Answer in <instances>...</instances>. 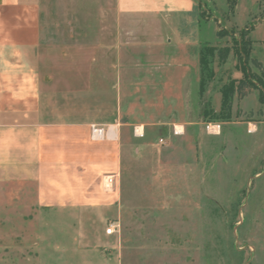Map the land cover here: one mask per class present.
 Here are the masks:
<instances>
[{"label":"rangeland","instance_id":"obj_1","mask_svg":"<svg viewBox=\"0 0 264 264\" xmlns=\"http://www.w3.org/2000/svg\"><path fill=\"white\" fill-rule=\"evenodd\" d=\"M199 2V28L197 16L173 31L168 18H129L121 42L111 37L118 24L111 5L97 8L91 18L72 8L71 0L47 12L61 42L43 51L45 112L49 118L56 113L95 118L94 124L117 114L116 124L123 127L120 165L112 188L105 167L114 171L115 157L105 164L100 145L95 164L81 162L87 166L79 175L51 171L65 174L81 197L91 196L82 208L39 202L34 182L0 183V264H264L260 91L232 92L223 110L224 89L243 78L244 64L234 53L208 59L209 80L201 90L193 50L177 46L169 62L172 50L164 48L170 39L190 34H201L209 47L230 48L231 38L219 40L218 32L251 30L260 19L242 27L234 24V11L224 0ZM241 9L239 17L249 12ZM262 25L254 39H264ZM120 47L127 69L121 82L117 73H105L120 64L111 54ZM253 48L247 68L263 77L264 46ZM194 78L199 89L191 90ZM209 124H220L221 132L209 130ZM176 125L184 126L180 136ZM103 184L117 195L111 206L105 205ZM112 225L115 233L109 236Z\"/></svg>","mask_w":264,"mask_h":264},{"label":"crops","instance_id":"obj_2","mask_svg":"<svg viewBox=\"0 0 264 264\" xmlns=\"http://www.w3.org/2000/svg\"><path fill=\"white\" fill-rule=\"evenodd\" d=\"M243 1L245 4L241 6ZM224 2L230 11H234L231 13V19L235 20V25L237 23L245 27L260 19L257 26L250 30L248 37L255 46H264V39L252 37L264 24V18L259 16L260 13L263 14L260 11L264 10V0ZM63 3L64 0H0V183L34 182L39 189V202L51 201L61 207L82 208L90 204L93 200L91 196L81 197L78 192L72 190V184H66L68 178L65 174L55 172L53 175L51 171L71 169L79 175V171L87 166L81 162L95 164L93 160L98 152L95 147L100 145L105 164L110 163L109 157H115V170L105 167V170L110 172L108 177L116 175L120 165L123 127L116 124L119 121L117 114L108 113L101 119L106 124H94L97 123L95 118L78 115L63 117L59 113L49 118L45 112L44 102L48 93L42 81L43 51L61 42L59 30L49 27L47 12L59 10ZM71 4L77 11L79 8L87 11L89 18L94 16L97 8L105 10L106 6L111 5L118 23L111 37L115 36L119 42L126 33L125 27L129 18H168L172 20L169 25L171 31L179 25L189 23L194 16H197L198 28L201 25L199 0H71ZM237 8L249 12L239 17ZM237 17L242 19L241 23L237 22ZM159 35L158 31L157 36ZM198 36L196 38V34H190L181 39L175 37L173 39L176 43L170 39L164 48L172 50V53H168L166 59L173 62L177 46H182L192 49L200 61L201 47L208 42L204 41L201 34ZM111 54L119 58L120 64L105 68V73H117L118 81L121 82L123 70H127L122 64L125 53L120 47ZM91 71L96 72L93 69ZM189 84L191 90L200 87L195 78L191 79ZM92 127L104 129L108 135L100 141H95L92 139ZM175 127L179 133L184 130L183 125ZM81 155L83 160H80ZM52 186H55L56 191L48 190ZM110 191L107 185L103 184L102 193L108 202L105 205L108 206L117 198L116 193Z\"/></svg>","mask_w":264,"mask_h":264},{"label":"trees","instance_id":"obj_3","mask_svg":"<svg viewBox=\"0 0 264 264\" xmlns=\"http://www.w3.org/2000/svg\"><path fill=\"white\" fill-rule=\"evenodd\" d=\"M250 29L249 28H241L239 33L233 31L232 33L218 32L217 37L219 40L224 38H231L232 46L230 48L221 49L218 47H209L208 45H203L200 51V88L201 90L209 80L208 78V67L209 62L208 59L212 58L215 59L218 56L221 58H226L230 53H234L240 63H243L242 66V73L243 78L240 81H232L228 87H226L223 91V110L226 109L225 107L230 105L229 98L230 94L234 91L242 93V90L247 88H253L260 91V102L264 103V76L258 77L257 75L253 74L251 71L248 70V60L254 50L253 45L254 43L249 39ZM212 78V77H211ZM263 78V79H262ZM236 83H238V87L236 89ZM260 84L261 86H258Z\"/></svg>","mask_w":264,"mask_h":264},{"label":"built area","instance_id":"obj_4","mask_svg":"<svg viewBox=\"0 0 264 264\" xmlns=\"http://www.w3.org/2000/svg\"><path fill=\"white\" fill-rule=\"evenodd\" d=\"M209 130H213L215 133L219 134L221 132V125L220 124H209L207 126ZM176 135L181 134L179 132H175ZM105 135H108L104 129L92 127V139L95 141H100L104 138ZM163 142V141H161ZM116 175L108 178V188H112L115 183ZM107 235L111 236L115 233V227L112 225L106 230Z\"/></svg>","mask_w":264,"mask_h":264},{"label":"bare ground","instance_id":"obj_5","mask_svg":"<svg viewBox=\"0 0 264 264\" xmlns=\"http://www.w3.org/2000/svg\"><path fill=\"white\" fill-rule=\"evenodd\" d=\"M182 131V130H181Z\"/></svg>","mask_w":264,"mask_h":264}]
</instances>
